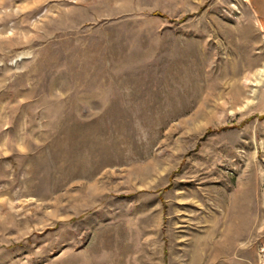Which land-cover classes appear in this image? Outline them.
<instances>
[{
	"label": "rangeland",
	"instance_id": "obj_1",
	"mask_svg": "<svg viewBox=\"0 0 264 264\" xmlns=\"http://www.w3.org/2000/svg\"><path fill=\"white\" fill-rule=\"evenodd\" d=\"M0 264H264V0H0Z\"/></svg>",
	"mask_w": 264,
	"mask_h": 264
}]
</instances>
